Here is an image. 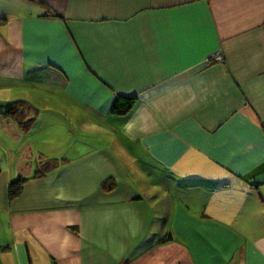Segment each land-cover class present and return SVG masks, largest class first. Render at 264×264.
Here are the masks:
<instances>
[{
  "label": "crops",
  "instance_id": "1",
  "mask_svg": "<svg viewBox=\"0 0 264 264\" xmlns=\"http://www.w3.org/2000/svg\"><path fill=\"white\" fill-rule=\"evenodd\" d=\"M18 1L46 11L0 12V264H261L264 0ZM40 82L88 111L50 150L3 113Z\"/></svg>",
  "mask_w": 264,
  "mask_h": 264
},
{
  "label": "rangeland",
  "instance_id": "2",
  "mask_svg": "<svg viewBox=\"0 0 264 264\" xmlns=\"http://www.w3.org/2000/svg\"><path fill=\"white\" fill-rule=\"evenodd\" d=\"M27 1V0H26ZM46 11V8L43 7L40 3L34 2H21L18 0H0V12L4 11V17L7 16L8 18H11L13 16H20V15H28L29 12H35V11ZM41 77V76H40ZM36 87V88H35ZM32 86L28 88L21 89L19 87H16L15 89H8L4 90V103L15 101L18 99H24L27 101H32L31 105L32 108H29V114H32V116H37L36 121V127H35V134L38 136L37 142H40L47 150H50V148L54 147L56 144H54L55 141H50L49 136L55 135L58 131L63 129L61 127L64 124L69 125L70 122H66L65 120H62L60 122H56L60 117V112H67L69 115H76V112L85 113L87 111L86 106H82L81 104H77V102H74L73 99L68 100L65 93L62 90H56V88H51L52 86H49L46 83L40 82L37 83L36 86ZM61 92L64 94L65 102H62L59 104L60 99L59 97ZM58 93V94H57ZM54 95L56 103L49 102L47 99H51V95ZM57 94V95H56ZM29 105V104H28ZM26 105L27 107H29ZM9 109V106L4 105L3 113ZM64 114V113H62ZM30 123V122H29ZM58 123V124H57ZM78 121H75L72 123L73 130H80L77 129L76 126L78 125ZM52 125V126H51ZM32 126V125H30ZM30 126H27L30 127ZM26 128V129H27ZM74 137V136H73ZM72 137L71 141H74L75 138ZM85 142L84 140H80ZM72 143V142H71ZM88 143V142H86ZM5 160V158H4ZM144 188H148L147 186H142ZM155 196H159L161 194L160 187L156 186L154 189ZM149 193V192H148ZM12 237L11 234L8 235L4 233V239L9 240Z\"/></svg>",
  "mask_w": 264,
  "mask_h": 264
},
{
  "label": "trees",
  "instance_id": "3",
  "mask_svg": "<svg viewBox=\"0 0 264 264\" xmlns=\"http://www.w3.org/2000/svg\"><path fill=\"white\" fill-rule=\"evenodd\" d=\"M47 16H52V17H59L60 13H58L55 10L50 11L49 13H47ZM0 21H2L0 19ZM5 19H4V23H5ZM3 22V21H2ZM130 102L128 100H123L122 98L118 99L112 108L113 112L116 113H123L126 108H127V104H129ZM29 108L26 106V104L19 102H13L9 105V109H7L6 111H4V116L6 117H17L18 120H20L25 127L28 126V123L31 120L28 121H24L27 118V115H29ZM25 179L23 177L15 180L14 182H12L11 186H10V198L14 199L15 197H17L23 188ZM173 237L172 234H169L168 236L162 238L161 243H166L169 241H172ZM131 260L132 258H129L125 261V264H131Z\"/></svg>",
  "mask_w": 264,
  "mask_h": 264
},
{
  "label": "built area",
  "instance_id": "4",
  "mask_svg": "<svg viewBox=\"0 0 264 264\" xmlns=\"http://www.w3.org/2000/svg\"><path fill=\"white\" fill-rule=\"evenodd\" d=\"M215 60H219V61H222L224 58L222 55H219V56H216L214 57Z\"/></svg>",
  "mask_w": 264,
  "mask_h": 264
},
{
  "label": "snow or ice",
  "instance_id": "5",
  "mask_svg": "<svg viewBox=\"0 0 264 264\" xmlns=\"http://www.w3.org/2000/svg\"><path fill=\"white\" fill-rule=\"evenodd\" d=\"M261 264H264V261H262Z\"/></svg>",
  "mask_w": 264,
  "mask_h": 264
}]
</instances>
